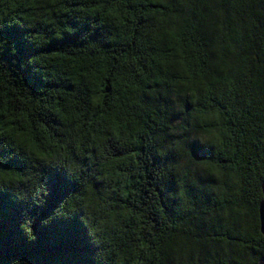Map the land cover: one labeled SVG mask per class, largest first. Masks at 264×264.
I'll return each instance as SVG.
<instances>
[{"label": "clouds", "instance_id": "obj_1", "mask_svg": "<svg viewBox=\"0 0 264 264\" xmlns=\"http://www.w3.org/2000/svg\"><path fill=\"white\" fill-rule=\"evenodd\" d=\"M33 2L43 9L57 0ZM100 11L103 19L92 27ZM113 25L121 31L127 29L130 38L132 29L140 32L135 39L143 55L125 56L121 63L138 69V61L143 59L156 69V75L141 83L130 70L113 73L117 82L126 85L119 97L105 90L107 70L86 80L84 108L52 148L45 143L37 150L20 135H10L8 147L0 143V173L15 164L21 166V179H0V195L7 194L12 205L26 206L20 210L19 236L25 243L36 240L39 211L33 215V210L48 204L51 189L47 183L48 195L40 208L32 194L37 184L49 180L50 173H59L66 190L60 192L50 215L40 219V226L75 222L86 241L89 264H97L107 235L119 230L132 215L131 208L122 204L112 209L107 201L114 181L122 175L108 162L109 145L122 141L120 130L131 123V143L137 142V136H147L153 163L162 169L168 216L183 222L155 245L131 244L113 258V264H209L210 258L228 259L230 264H264V251L248 248L241 239L254 218L243 202L244 175L236 164L226 165L220 159L232 138L228 113L234 110L224 97L252 78L258 58L264 63V50L247 48L248 40L264 32V0H155L139 15L126 9L124 0H100V7L80 13L78 21L68 18L71 31L48 33L49 50L81 47L89 41L103 43L112 38ZM13 33L17 38H11ZM24 33V29L17 31L0 22V63L15 59L18 64L36 67L29 64L31 45ZM21 47L26 50L23 56ZM153 47L155 51H149ZM210 97L216 99L210 101ZM147 111L156 117L154 127L146 128L135 118ZM131 163H137L135 153ZM73 193L78 199L56 216L54 210ZM217 200L232 203L207 212L208 204ZM24 225L31 230V238ZM217 227L235 228L236 239L228 244L210 242L206 235ZM10 264L29 261L12 258Z\"/></svg>", "mask_w": 264, "mask_h": 264}, {"label": "trees", "instance_id": "obj_2", "mask_svg": "<svg viewBox=\"0 0 264 264\" xmlns=\"http://www.w3.org/2000/svg\"><path fill=\"white\" fill-rule=\"evenodd\" d=\"M153 4L155 0H124V7L134 10L137 15L146 12ZM98 7L100 0H57L43 9L36 7L33 0H0V22L17 31L25 30V38L31 45L27 50L31 53L29 64L36 65L34 68L21 65L15 59L0 63V143L5 147H8L10 135H20L37 150L45 143L52 148L53 142L61 140L77 122V116L84 108L86 80L105 70L109 73L105 90L116 97L126 85L125 82H117L113 73L130 70L141 83L156 75V69L149 67L143 59L138 61V69L121 63L125 56L143 55L135 39L140 35L136 28L131 30L130 38L127 29L121 31L113 25L112 38L103 43L89 41L81 47L49 50L48 33L61 29L71 31L67 28L68 18L78 21L80 13L91 12ZM103 16V11L98 12L97 24L92 27H96ZM139 26L138 22L137 28ZM11 38L17 36L13 33ZM247 48L256 52L264 50V32L248 40ZM25 51L20 48L21 56ZM149 51L154 52L155 48ZM250 76L252 78L243 82L233 95L224 97V102L234 110L228 113L232 138L220 159L226 165L236 164L244 175L246 190L243 191V202L250 207L254 218L241 239L245 240L248 248L264 251V236L260 233L258 219V205L262 198L260 187L264 181V63L259 58L252 66ZM214 99L216 97L209 98L210 101ZM135 118L146 128L156 124L151 111ZM163 127L169 125L164 124ZM120 131L122 141L109 145L108 162L122 175L114 181L107 201L112 209H118L122 204L131 208L132 215L119 230L107 235L97 264H113V258L133 243L155 245L156 241L170 237L183 222H174L168 216L167 195L161 182L163 172L153 163L148 137L137 136V142L131 143V123L125 124ZM132 153L136 154L135 164L131 163ZM20 167L15 164L7 172L0 173V179H21ZM47 183L51 195L44 208L33 210V215L39 211V216L35 225L36 240L31 243H25L17 231L21 207L26 206L12 205L7 194L0 195V264H10L12 258L21 257L28 259L29 264H89L86 241L75 222L54 221L47 227L40 226V219L50 215L60 192L66 190L62 175L50 173L49 180L37 184L32 194L37 208L45 203ZM77 199L75 193L71 194L66 203L54 210L56 216L72 207ZM231 203L229 200L211 201L206 211H219ZM23 230L31 238L27 225ZM206 239L228 244L236 239V231L235 228H212ZM209 264H230V261L210 258Z\"/></svg>", "mask_w": 264, "mask_h": 264}, {"label": "water", "instance_id": "obj_3", "mask_svg": "<svg viewBox=\"0 0 264 264\" xmlns=\"http://www.w3.org/2000/svg\"><path fill=\"white\" fill-rule=\"evenodd\" d=\"M260 189L262 198L258 205V219L260 233L264 236V181L261 183Z\"/></svg>", "mask_w": 264, "mask_h": 264}]
</instances>
